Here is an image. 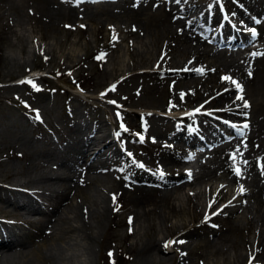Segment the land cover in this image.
Instances as JSON below:
<instances>
[{"label": "rangeland", "instance_id": "obj_1", "mask_svg": "<svg viewBox=\"0 0 264 264\" xmlns=\"http://www.w3.org/2000/svg\"><path fill=\"white\" fill-rule=\"evenodd\" d=\"M55 1L57 3L61 1L62 5L65 2L66 5L72 3L70 0ZM87 1L88 0H76L77 9L80 8L81 10L84 8ZM143 1L144 0H140V6L148 2V0H145V3L142 4L141 2ZM212 1L216 0H182V2H187L186 4L187 7H189V12L193 10V12H195L197 4L206 5ZM30 2L33 5H29L31 4ZM99 2L105 3L108 7L109 3L115 1L99 0ZM217 2L221 4L222 13L232 21L239 18L245 13L247 7L253 6L254 4L256 5L259 3L264 8V0H217ZM117 3L115 7L116 9L120 7L121 13L117 12L119 20H114V23H116L115 28H119L117 31H114V35L110 38L118 41V45L122 48L120 51H109L108 55L105 57L98 58L100 48L104 46L106 40L110 41V38L108 37L105 40L98 37L96 39L92 33V29L94 30L97 24L91 20L93 16V10L91 8L88 10L85 9L86 11L84 12V15L90 16L89 20L84 18L83 23L80 25H73L72 20L65 18V21H62L65 23L68 22L65 25H71V27H64L63 23L57 25L56 23L43 20L42 16L46 13L35 6V0H7V2L6 0H0V190L8 192L19 190L25 194H32L37 198L42 197L48 199L50 198L48 193L53 190L52 188L54 187V189H57V187H60L54 182L56 178H65L68 182L84 179L87 182L85 184L87 200H84V202L87 207L93 208L99 205L103 197L106 199L109 196V198L115 197L117 186L120 183V176L123 177L126 182H130V176L132 175L130 171H132V168H137V170H139L137 165L144 163L143 165L146 166L144 169L145 172H151V166H165L168 164L161 161L162 155L166 153L165 150L169 151L161 147L165 141L162 133L171 127L164 126L171 125L178 130L179 128H185L181 126L182 121L187 122V118H183V120H176V118L170 117H166V119L162 120L159 119V114L161 112L166 113V110L171 107L169 102H174L176 104L179 102L183 107H179L178 109L186 111L187 108L197 106L209 96L215 95L220 91L225 92L231 87H233L234 90L232 89L233 91L231 90V93L228 92V96L238 97L236 94V84L232 83V80L231 82L228 80L227 85L225 83L222 84L223 87L219 89L214 86L215 81H213V83L211 81L214 76L210 78L207 77L206 80V76L203 77V74H200L209 68L212 69L214 66L209 60L210 58L203 60L202 63L192 64L194 61L193 57L201 61V55L197 52L198 48H196L195 51L192 49V46H194L193 44L188 47L190 49H183V51L180 48H178L179 50L177 49L178 51H176V49H173V51L170 50L168 55V60L171 59L167 61V68L173 71L178 69L184 77L181 89H176L174 87L176 81L174 79L166 80L164 83V80L152 77V74L155 73L153 71L158 68L156 65H158L159 62L154 61V58L157 56L162 57L165 55V51H158L157 48H155L153 52L143 53L144 49H146V45L149 44L150 36L146 34V29L142 24L139 23L135 25V22L132 21L134 18L132 14L129 13L128 3L120 1H117ZM10 4L13 5L12 8ZM109 5L110 7L108 8L114 6L112 4ZM34 6L38 10L34 9ZM47 6L49 8L56 7L51 4ZM27 10H29V12ZM214 11L216 12V10ZM55 13H57V10H53L48 13V15L50 16V14H53L54 17L56 16ZM104 17L103 15L101 19L102 22L106 20ZM181 18L185 19V17ZM57 20L60 21L61 19ZM80 27H82L83 30L80 29ZM128 28L131 29L132 33H128ZM136 28H139L137 29L139 31H136ZM178 31L180 32L181 29H178ZM185 31V35H189L187 30ZM105 32L107 31H104V33ZM144 32L145 34H143ZM128 48H130L128 51L130 55L127 53ZM156 51L159 52L158 55ZM132 52H135V54L132 55ZM118 57V62L122 61L119 67L123 69L121 70L123 73L119 75L120 71L118 70L116 73L113 72V74L115 73V77H111L109 76V72L118 66V62H116ZM206 61L208 65L204 64ZM150 63H153V66L150 67ZM215 68L218 67L216 66ZM143 70H146L147 73H139ZM132 72H136V75L135 73L132 75ZM129 73L130 75H128ZM214 73H216V71H214ZM219 73L222 79L225 75L226 77H232L226 72L219 71ZM207 74L208 72L204 73V75ZM216 74H214L215 77ZM125 75L130 78L125 84L118 85L116 82L122 79V77L125 79ZM29 81H31V83H28ZM208 81H211V83L209 82V84ZM115 83L117 85H115ZM33 85H35V87H33ZM210 85L212 86L210 87ZM146 91H148L147 94ZM202 91L205 93H202ZM131 96L132 98H130ZM247 96L252 102H254L255 99L256 101L259 100L258 97L251 96V94ZM135 98L137 100H135ZM149 98H152V100ZM262 98L264 102V97ZM151 101L155 104H152ZM214 101L216 102L215 98ZM161 104H164V108L161 110L153 111V107H150V105ZM146 110H152L153 113L151 114L153 115ZM232 113H235V110H232ZM240 113L242 114L243 112ZM211 114H217V112L209 111L207 115L206 113L198 115L200 124L204 122L205 125L209 124L214 127V131L210 134V138L206 139L207 141L213 139L212 136L218 133L219 129L221 130L220 126H222L220 123L221 121L213 118ZM222 115L226 116L225 114ZM37 116H39V119H37ZM237 117L239 118L240 116L234 118L237 119ZM149 118H153L152 121H149ZM192 118L193 117H190V120H192ZM169 119L170 123L168 124L166 121ZM204 120H206V122ZM189 123L188 120V124ZM121 125H123V127ZM189 126H191V124ZM105 127L107 128L105 129ZM188 129L189 127L186 126L185 131H188ZM102 133L110 134L107 140L112 139L111 142L113 146H116V148L121 146L120 152L127 161H131V156L137 157V159L133 158L136 165H131L132 167H130L131 169L129 170L124 159L120 158V160L113 159L109 161L107 167L105 166L104 168L105 170H101L98 173L86 171L85 167L88 161L89 164H92L100 160L89 159V150H86L85 145L86 140L90 137L100 136ZM187 133H190V131ZM203 135L206 136L205 131ZM138 136L143 137V139H139ZM257 144H259V142H257ZM128 153L132 155L129 156ZM104 158H101L103 164L105 163ZM53 162H60L62 168L60 170H58V168H53ZM122 162L123 165L121 164ZM212 168L213 170H208V172L203 173L204 180H202L203 178L197 180L195 186L182 190L177 189L172 194V198L169 201L170 204L174 205L175 210L159 206L157 209L158 212L155 213L152 219L154 225L150 226L148 223L149 220L145 219L134 222L133 226L132 223L131 226L129 224H118L112 228L109 226L108 220H106L103 224L93 228V230L96 231V235H94V238L91 240L85 239L84 232L81 230H74L73 227L79 225V223H77L79 220L76 217L72 218L74 215L73 207H64L65 205L63 202L59 206L60 209H55V211L52 207L49 209L45 207V210L37 215H32L26 212V210L22 212L23 215H19L14 208L3 210L0 206V221L10 224V226H12L16 232H20V234L26 233L25 237L23 235L16 241L17 243L15 242L13 249H8L3 252V256L5 254L8 256L14 254V256L8 259L0 258V264H20L23 260H25V264H30V261L34 258V252H37L40 248L38 245L42 246V249L45 248L53 253L54 258H50V262L52 261V263L54 262L55 264H264V257H260L261 251H264V191L257 188V185L264 187L263 176L252 173L251 178L246 179L244 184V181L239 183L230 169H228L226 165L220 164L219 160H215ZM65 175L69 177V179L64 177ZM71 177L75 179H70ZM65 179H61L59 182H63ZM198 181L201 182L197 183ZM228 183L229 185H227ZM209 185H211L212 189L209 188ZM241 187H244L243 189L246 188L247 191L250 192L243 200H241V198H238L240 200H234L235 203L237 201L239 202L238 204L241 206L242 210L238 209L234 211L233 214L230 213L226 216L223 214V216L222 213L225 212L226 209L223 208L220 214L210 218L206 223H199V217L203 219L207 214L211 215L214 213V207L217 206L216 204L218 202L220 204V202L225 200L222 204L227 203L233 206L234 201L232 199L238 195V191ZM214 188H217L216 191ZM219 189H223L222 192L224 195L222 198L219 197L221 192L217 198L215 196ZM32 191H38V193L33 194ZM207 191H209V194ZM211 194L210 208L208 197ZM227 198L230 199L229 202L226 201ZM213 199L215 200L213 201ZM245 202L247 203L245 204ZM257 206L260 208L263 206L261 209L262 212L259 211L260 208ZM159 209L162 210L160 211ZM125 211V209H123V211H118L117 219H122L126 213ZM243 211L244 215L242 214ZM56 212H59L60 215L62 214V217H69L68 220H57ZM203 213L206 215L202 216ZM163 215L167 217L171 227L182 224L180 227L185 225L184 229L186 227L192 228L195 223V227L192 230L203 234L205 233L206 235L208 234L206 238L209 240L215 239L216 242L212 241V248L211 246L207 248L204 247L206 241H201V246L194 247L195 243H192L191 240H195L198 237H191V240L185 243L186 251H189L187 257L183 256L186 252L185 249H183V245L177 248L171 246L172 243L169 242L173 241L172 237L164 243V247L166 243H169L168 247H165V252L144 254L143 256H136L135 254L133 257L132 255L126 257L119 252L120 248L125 249L127 246L124 238H127L125 235L129 227L131 229L134 228L136 232L131 242L135 241V239L151 237L152 235H155L156 239L157 237H164L167 230L163 222L161 223L158 218V216L163 217ZM43 217L46 219H43ZM51 217L54 218L52 219ZM229 218H237V220L240 218V220H238L240 230L239 232L235 231L229 234L231 236L229 237L228 235L229 240L224 241L223 239L226 238L225 229L230 221ZM142 221L144 222L142 223ZM29 222L37 223L33 226ZM182 222L186 223L183 224ZM37 226L40 227V229H44L43 231H46V233H53L52 239H50L49 243H46L47 246L49 245L48 248L43 244L42 239L34 238L33 241H31V239L29 240L27 238L30 230L32 231ZM211 227H215V229L218 227V230L221 231L218 232L219 234L216 231L209 232L211 231L209 230ZM60 228H64V230ZM34 230L33 233H35ZM49 233L47 235H50ZM217 235H219V237H217ZM82 237H84V239ZM116 237H120V240L114 239ZM21 238L23 242L18 243ZM106 250L107 255H105ZM246 252V256H252L248 259L249 263L244 260L245 258L238 263L236 259L237 254H245ZM184 257L185 260L187 259L186 261L182 260ZM50 262L41 260L39 262L36 260L33 264H50Z\"/></svg>", "mask_w": 264, "mask_h": 264}, {"label": "bare ground", "instance_id": "obj_2", "mask_svg": "<svg viewBox=\"0 0 264 264\" xmlns=\"http://www.w3.org/2000/svg\"><path fill=\"white\" fill-rule=\"evenodd\" d=\"M2 1V0H1ZM4 1V0H3ZM10 1V0H9ZM14 1V0H12ZM60 1V0H59ZM72 3L70 5H66V2L62 5V2H56L55 0H35L36 2V7L39 8L41 11H45L46 14H44V16H42L43 20L47 21V22H53L56 23L57 25H61V23L64 24V27H71V25H65L68 22H63L62 20L65 21L66 19H70L72 20V24L73 25H80L81 23H83L84 18H86V20L90 19V16H86L84 15V12L88 9H92L93 10V16L91 17V20L94 21L95 24H97V27L93 30L92 29V33L94 34V36L96 37V39L98 37H100V39H107L108 37L110 38L111 36L114 35V31H117V29L119 27L115 28V25L113 24L115 21L119 20V16L117 14L121 13L120 11V7L118 9H116L115 5H117L118 3L115 1L113 3H109L112 4L114 6H112V8H108L110 7V5L108 4V7L105 5V3L99 2V0H88L87 3H85L84 8H82L80 10V6L78 7L79 9H77L76 6V2L75 0H70ZM107 1V0H106ZM118 2H126L128 3V8H129V13L132 14L135 22V25H138L139 23L142 24L144 26V28L146 29V34H148L150 36V41L149 44L146 45V49H144L143 53H150L151 51L153 52V50H155V48H157L158 51L160 50H164L165 51V55H161L162 57H156L154 58V61H159L158 65H156L158 68L155 69L153 72L155 73H151L152 77L154 78H160L162 80L165 81L167 80H176L174 83V87L180 88L182 87V82H183V75L182 73L178 70L175 69L173 70H169L167 68V61L168 60V55L170 50L173 51V49H176V51H178L180 48L182 51L183 49H190L188 48L190 45L187 43L188 38H187V34L185 35L183 32H178L175 30V24L179 23V21H181L180 19H174V21L172 20V18H169V15L174 14L176 11H178V8H176V6H171L170 4H166L161 0L157 1L158 4V8L156 6L151 7H146L145 5L140 6L139 8L134 7V3L132 2V0H117ZM184 1V0H183ZM7 2V0H6ZM86 2V1H84ZM224 2V1H223ZM241 2V1H240ZM31 3V2H30ZM142 3V2H141ZM144 3V1H143ZM142 3V4H143ZM187 3V2H185ZM183 5L182 9L180 10L181 13L184 14V17L189 18L190 15L195 14L193 11L189 12L187 7V4ZM204 3V2H203ZM226 3V2H225ZM3 4V2H2ZM29 4V3H28ZM56 6V7H52L49 8L47 5L50 6ZM236 4V3H235ZM11 8H12V4ZM29 5H33L32 3ZM82 5V4H80ZM1 6V5H0ZM8 6V5H7ZM34 6V9H37ZM248 6V5H247ZM4 7V6H3ZM15 7V6H14ZM13 7V8H14ZM83 7V6H82ZM125 7V6H123ZM127 7V6H126ZM231 7V6H230ZM233 7V6H232ZM154 8H157L155 10H153ZM226 8V7H225ZM28 9V8H27ZM86 9V10H85ZM125 9V8H124ZM196 13L201 14L202 16H204L205 18L206 13H205V7L204 5H198L196 8ZM230 9V8H229ZM233 9V8H232ZM38 10V9H37ZM53 10H57V13H55L56 16L53 17V14H50V16L48 15V13L52 12ZM192 10V8H191ZM231 10V9H230ZM29 12V10H27ZM31 11V10H30ZM60 11V12H59ZM236 11V9H235ZM32 12V11H31ZM35 12V10H34ZM59 12V13H58ZM40 14V13H38ZM29 15V14H28ZM105 16L104 18H106V20L104 22L101 21L102 16ZM211 17L210 20L215 21L219 15L214 12H211ZM230 15V14H229ZM121 16V14H120ZM196 16V15H195ZM232 16V15H231ZM238 16V15H237ZM61 19L60 21H58L57 19ZM183 17V18H184ZM229 17V16H228ZM42 20V21H43ZM115 20V21H114ZM199 23L198 25H195L196 28H198V26L200 25V21L197 20ZM120 23V22H119ZM132 23V22H131ZM70 24V23H69ZM196 24V23H195ZM131 25V24H130ZM134 25V23H133ZM134 25V26H135ZM141 26V25H140ZM136 27V26H135ZM131 28V27H129ZM127 29L128 33H132L131 29ZM186 28H189L188 26ZM228 28V27H227ZM80 29L83 30L82 27H80ZM87 29V28H86ZM139 28H136V31ZM262 29L264 30V25L262 27ZM85 30V29H84ZM90 30V29H89ZM87 31V30H86ZM104 31H107L104 33ZM211 33H214V35L217 34L216 29H211L209 30ZM208 31V33H210ZM186 32V31H185ZM138 33V32H137ZM134 34V33H133ZM145 34V32L143 33ZM142 34V35H143ZM189 34V33H188ZM137 35V34H136ZM135 35V37H136ZM139 35V34H138ZM140 36V35H139ZM194 36V35H193ZM42 37V36H41ZM141 37V36H140ZM46 38V37H45ZM120 38V37H118ZM143 39V38H142ZM141 39V40H142ZM104 40V41H105ZM113 40V41H112ZM106 43L102 44L103 47L100 48V52L98 53V57L99 58H103L106 55H108L109 51H120L121 50V46L118 45V41H116L115 39H111L110 41H105ZM142 42V41H141ZM197 42L200 43V45H203V42L199 39H197ZM144 44V43H143ZM147 44V43H146ZM130 46V45H129ZM131 47V46H130ZM130 48L127 49V53L129 51ZM132 49V48H131ZM178 49V50H177ZM193 49V47H192ZM180 50V51H181ZM199 50H201V48L198 49L197 52H199ZM195 51V50H194ZM202 51V50H201ZM201 51L199 53H201ZM136 52V51H135ZM135 52H132L131 54L134 55ZM142 52V51H141ZM155 52V51H154ZM157 52V51H156ZM204 53L200 54V58L201 61H198V59L196 57H193L194 61L192 64H199L202 63L203 60L202 59L205 57V55L207 54V52L202 51ZM114 53V52H113ZM129 54V53H128ZM141 54V53H140ZM159 54V52H157V55ZM173 54V53H172ZM130 55V54H129ZM148 55V54H147ZM156 55V54H155ZM178 55V54H177ZM180 55V54H179ZM194 55V54H193ZM192 55V56H193ZM113 56V55H112ZM139 56V55H138ZM195 56V55H194ZM213 58V61L216 60V54H212L211 55ZM135 57V56H134ZM142 57V56H141ZM155 57V56H154ZM126 58V57H125ZM145 58V57H143ZM142 58V59H143ZM151 58V57H150ZM98 60V59H97ZM106 60V59H105ZM138 60V59H137ZM179 60V59H178ZM210 60V59H209ZM119 61V57L116 59V62ZM126 61V60H123ZM135 61V60H134ZM143 61V60H142ZM184 61V60H183ZM97 63V62H96ZM209 63V62H208ZM122 64V61L118 62V66L115 67L113 70H111V72H109V76L111 77H115V73L119 70V75L123 73V69H121L119 67V65ZM127 64V63H126ZM131 64V63H130ZM141 64V63H140ZM143 64V63H142ZM205 64V63H204ZM106 65V64H105ZM138 65V64H137ZM148 65V64H146ZM155 65V64H154ZM208 65V64H207ZM133 66V65H131ZM142 66V65H140ZM149 66H153V63H150ZM177 66V65H174ZM193 66V65H192ZM201 66V65H200ZM136 67V66H135ZM189 67V66H188ZM205 67V66H204ZM218 67V66H217ZM124 68V67H123ZM196 68V66H195ZM203 68V67H202ZM201 68V69H202ZM215 68V67H213ZM212 68V69H213ZM105 69V68H104ZM145 69V68H144ZM191 69V68H190ZM198 69V68H197ZM210 69V68H209ZM140 70V69H139ZM188 70V69H187ZM218 70V69H217ZM253 74L251 78L246 77L244 82L246 83L247 86V90L249 91V93L255 94L259 100L253 102L251 105V112H252V121L254 123V132L258 133V134H262L264 133V103L262 102V100L260 99L263 95H264V57L259 58L256 60L255 65L253 66ZM196 71V70H195ZM107 72V71H105ZM113 72H115L113 74ZM144 72L147 73L146 70L140 71L139 73ZM194 72V71H193ZM219 72V70H218ZM222 72V71H221ZM102 73V72H101ZM133 73L136 72H132ZM189 73V72H188ZM150 74V73H149ZM216 74V73H214ZM117 75V74H116ZM118 75V76H119ZM130 75V73L128 74ZM187 75V74H186ZM124 76V75H123ZM188 76V75H187ZM214 75L212 73H209L207 75V77H213ZM244 76V74L242 75ZM126 77V75H125ZM191 77V76H190ZM200 77V76H199ZM202 77V76H201ZM205 77V79L207 78ZM121 78V77H120ZM130 77H126L125 79L122 77V79H119L118 85H123L127 82V80ZM145 78V77H144ZM150 78V77H149ZM156 78V79H157ZM185 78H189V77H185ZM115 79V78H114ZM139 79V78H138ZM202 79V78H201ZM204 79V78H203ZM196 80V79H195ZM194 80V81H195ZM207 80V79H206ZM145 81V80H144ZM150 81V80H149ZM158 81V80H157ZM160 81V80H159ZM188 81V79H187ZM202 81V80H200ZM161 82V81H160ZM211 83V81H208V83ZM223 81L220 80H215L214 82V86L217 85V83H219V86L222 84ZM108 83V82H107ZM115 83V85H117ZM152 83V82H151ZM150 83V84H151ZM167 83V82H166ZM209 83V84H210ZM213 83V82H212ZM128 84V83H127ZM149 84V82H148ZM187 84V83H186ZM191 84V83H190ZM194 84V83H193ZM203 84V83H202ZM114 85V86H115ZM130 85V84H129ZM156 85V84H154ZM126 86V85H125ZM143 86V84H142ZM147 86V84H146ZM157 86V85H156ZM161 86V85H160ZM203 86V85H202ZM201 86V87H202ZM212 85H210L211 87ZM135 87V86H132ZM154 87V86H153ZM164 87V86H162ZM186 87V86H185ZM188 87V86H187ZM208 87V86H207ZM131 88V87H130ZM148 89V88H147ZM161 89V88H160ZM159 89V90H160ZM213 89V88H212ZM233 89V88H232ZM127 90V89H126ZM144 90V89H143ZM142 90V91H143ZM158 90V89H157ZM201 90V89H200ZM204 90V89H203ZM234 90V89H233ZM232 90V91H233ZM149 91V90H148ZM148 91H146V94L148 93ZM163 91V90H162ZM212 91V90H211ZM215 91V90H214ZM137 92V91H136ZM164 92V91H163ZM199 92V91H198ZM113 93V92H111ZM110 93V94H111ZM115 93V92H114ZM196 93V92H195ZM202 93H205L202 91ZM219 93V92H218ZM231 93V92H230ZM166 94V93H165ZM206 94H210V93H206ZM108 95V94H107ZM112 95V94H111ZM132 95V94H131ZM164 95V93H163ZM181 95V94H180ZM173 96V95H171ZM252 96V95H251ZM119 97V95H118ZM148 97V96H147ZM175 97V96H174ZM173 97V98H174ZM196 97V96H195ZM256 97V98H257ZM116 98V97H115ZM132 98V96L130 97ZM154 98V96H153ZM146 99V98H145ZM144 99V100H145ZM152 100V98H149ZM169 99V98H168ZM188 99V98H187ZM232 99L231 97L228 96L227 93H223L220 94L218 96V100L220 101H227L229 102V100ZM263 99V98H262ZM135 100H137L135 98ZM139 100V99H138ZM170 100V99H169ZM146 101V100H145ZM150 101V100H148ZM252 101V100H251ZM119 102V101H118ZM122 102V101H121ZM138 102V101H137ZM189 102V101H188ZM140 103V102H139ZM146 103V102H145ZM152 104H155L154 102L151 101ZM165 103V102H164ZM183 103V101H182ZM142 104V103H141ZM129 105V104H128ZM131 105V104H130ZM146 105V104H145ZM193 105V104H192ZM195 105V104H194ZM173 106V105H172ZM178 106V105H177ZM150 107H153V111L155 110H161L162 108H164V104L161 105H150ZM157 107V108H156ZM176 107V106H175ZM143 110V109H142ZM147 111V110H146ZM153 111H147L148 113H153ZM176 111V110H175ZM174 111V112H175ZM146 112V114H147ZM158 112V111H157ZM209 112V111H208ZM175 113H180V111H176ZM153 115V114H151ZM177 115V114H174ZM207 115V113H206ZM210 115V114H209ZM139 117V116H138ZM154 117V116H153ZM165 114L160 113L159 114V119H166ZM179 117V116H176ZM192 117V116H191ZM197 117V116H196ZM148 118V117H147ZM172 118V117H170ZM153 119V118H152ZM152 119L149 118V121H152ZM155 119V118H154ZM212 119V118H211ZM177 120V119H176ZM201 120V118H200ZM217 120V119H216ZM155 121V120H154ZM206 122V120H204ZM168 124L170 123V119L166 121ZM165 122V124H166ZM82 123V122H81ZM160 123V122H159ZM204 123V122H203ZM91 124V123H90ZM164 124V123H163ZM214 124V123H213ZM101 125V124H100ZM174 125V124H173ZM164 126V125H163ZM164 127H171L170 129H168L167 131L163 132V138H165V141L163 143V148L168 149L169 151L165 150L166 153H164V155H162L161 161H164L165 163H168L167 165L163 166H151L152 171L151 172H145V168L146 166L144 165V167L141 169V167H139V165H137V167L139 168V170H137V168H132V175L130 176V182H126L125 179L123 177L120 176V183L117 186V191H116V196H115V200L113 198H109L107 197V199L105 197H103L100 200L99 205L93 207V208H89L87 207V205L85 204L84 200L86 199V194H87V190L85 189V184L87 183L84 179H77L76 181H72V182H68L65 178L59 177L56 178V180L54 182H56L57 189H54V187L52 188L53 190H51L48 194L50 196V198L46 199V198H37L36 196L32 195V194H25L22 191H3L0 190V206L1 208L4 210L9 209V208H14L15 210H17V212L19 213V215H23L22 212L24 210H26V212L31 213L32 215H37L40 212H43L45 210V207H48L52 209H58L60 204L63 202L64 203V207H68V206H72L74 209V215L72 218H77L79 220V225H77L76 227H73L74 230L78 229L81 230L82 232H84V237L85 239H93L94 235H96V231L93 230L94 227L99 226L101 224H103V222H105L106 220H108V224L109 226H111L112 228H114L116 225L118 224H129L131 226H133L134 222H137L139 220H145L148 219L149 220V225L152 226L154 225L153 222V217L155 215L156 212H158V207L162 206V207H167L170 210H175L174 205L170 204V199L172 198V194L177 190V189H186L188 187L191 188V186H195V179H189L188 177H186L185 175L180 173V167H181V163H184L186 161V156H184L183 154L178 155L176 153H181V150L184 149L186 147V143H196L197 142V138L188 136L183 129H178L176 130L174 128V126L172 127L171 125H167ZM221 127V126H220ZM89 128V127H88ZM107 127H105L106 129ZM204 128L209 131H211V126H204ZM101 129V128H100ZM219 129V128H218ZM103 130V129H102ZM101 130V131H102ZM84 131V130H83ZM82 131V132H83ZM88 131V130H87ZM92 131V130H91ZM97 131V130H96ZM95 131V132H96ZM104 131V130H103ZM106 131V130H105ZM119 131V130H117ZM189 131V130H188ZM89 132V131H88ZM107 132V131H106ZM124 132V131H123ZM121 133V131H120ZM86 135V134H85ZM114 135V134H113ZM161 135V134H160ZM108 136H110V134L108 133H102L100 136L97 137H90L88 140H86V150H89L88 155H90L89 159H95V160H99L96 163H90L89 161L86 163V171L88 172H94V173H98L101 170H105V166L107 167V163L111 160H120V158L124 159V161L126 162L127 166L129 167V170L131 169L130 167H132L131 165L135 164V160H133L134 156H131L130 159L131 161H127L126 158L121 154L120 152V147L116 148V146L112 145V139L107 140ZM213 137V136H212ZM87 138V137H86ZM122 138V137H121ZM214 138V137H213ZM114 139V138H113ZM116 139V138H115ZM120 139V138H119ZM128 140V139H126ZM150 140V139H149ZM207 141V140H206ZM138 142V141H137ZM148 142V141H147ZM161 142V141H160ZM125 143V142H124ZM131 143V142H130ZM136 143V142H135ZM134 143V144H135ZM162 144V142H161ZM261 144L262 146H264V138L262 137L261 140ZM127 145V144H126ZM145 145V144H144ZM126 147V146H125ZM152 147V146H151ZM156 148V147H155ZM17 150V149H16ZM150 150V149H149ZM155 150V149H154ZM124 151V150H122ZM136 151V150H135ZM163 151V150H162ZM18 152V151H17ZM21 152V151H20ZM19 152V153H20ZM158 152V151H157ZM171 152V153H170ZM12 153V152H11ZM137 153V151H136ZM86 154V153H85ZM154 154V153H153ZM11 155V154H10ZM80 156V155H79ZM85 156V155H84ZM136 156V155H135ZM105 157V158H104ZM101 158H104L105 163L103 164V161H101ZM140 159V158H139ZM142 159V158H141ZM155 159V158H154ZM83 160V159H82ZM145 160V159H143ZM124 162V163H125ZM147 162V161H146ZM152 162V161H151ZM159 162V160H158ZM138 163V162H137ZM123 165V162L121 163ZM144 164V163H143ZM154 164V163H153ZM134 166V165H133ZM125 168V167H124ZM112 169V168H111ZM141 169V170H140ZM110 171V170H109ZM147 171V170H146ZM163 171L164 175L163 177H161L159 175V172ZM227 172V171H226ZM101 173V172H100ZM129 173V172H128ZM110 174V173H108ZM122 174V173H119ZM229 174V173H228ZM252 174V173H251ZM84 175V174H83ZM97 175V174H96ZM130 175V174H129ZM55 176V175H54ZM82 176V175H81ZM101 176V175H100ZM261 176V175H260ZM6 177V176H5ZM66 178L69 179V177H67L66 175L64 176ZM94 177V176H93ZM255 177V175H254ZM34 178V177H33ZM54 178V177H53ZM103 178V177H102ZM251 178V177H250ZM257 178V177H256ZM37 179V178H36ZM35 179V180H36ZM49 179V178H46ZM55 179V178H54ZM63 180L65 179V181L63 182H59V180ZM70 179H75V178H70ZM87 179V178H86ZM92 179V178H91ZM94 179V178H93ZM230 179V178H229ZM236 179V177H235ZM102 180V179H101ZM232 180V179H231ZM252 180V179H251ZM29 181V179H28ZM27 181V182H28ZM32 181V179H31ZM97 181V179H96ZM239 181V180H238ZM249 181V180H248ZM253 181V180H252ZM255 181V180H254ZM258 181V179H257ZM37 182V181H36ZM199 182V181H198ZM235 182V181H234ZM246 182V181H245ZM29 183V182H28ZM91 183V182H89ZM93 183V182H92ZM251 183V182H250ZM249 183V184H250ZM27 184V183H26ZM36 184V183H34ZM41 184V183H40ZM33 185V184H32ZM38 185V184H37ZM229 185V183L227 184ZM247 185V184H246ZM244 185V186H246ZM252 185V184H251ZM45 186V185H44ZM51 186V185H50ZM49 186V187H50ZM89 186V185H88ZM46 187V186H45ZM244 188V187H243ZM254 188V187H253ZM210 189H212V187H210ZM215 191L217 188H214ZM213 189V190H214ZM255 189V188H254ZM40 190V189H39ZM44 190V189H43ZM48 190V189H47ZM190 190V189H189ZM220 191L216 192L215 196L217 197L220 192L221 195L219 197H222L224 195V193L222 192L221 189H219ZM247 190V189H246ZM33 194H37L38 191H32ZM40 192V191H39ZM44 192V191H42ZM41 192V193H42ZM226 192V191H225ZM237 192V191H236ZM248 192V191H247ZM177 193V192H176ZM207 193L209 194V191H207ZM214 193V192H212ZM235 193V192H234ZM250 194V192H248ZM247 193V194H248ZM39 195V194H38ZM258 195V194H257ZM93 196V195H92ZM211 195H209L208 197V202H210L211 199ZM255 196V194H254ZM46 197V196H45ZM100 197V196H99ZM98 197V198H99ZM225 197V196H224ZM234 197V196H233ZM88 198V197H87ZM249 198V197H248ZM90 199V198H89ZM88 199V200H89ZM216 199V198H215ZM214 199V200H215ZM232 199V198H231ZM247 199V198H246ZM257 199V198H256ZM255 199V200H256ZM93 200V198H92ZM213 200V201H214ZM240 200V199H238ZM250 200V199H249ZM252 200V199H251ZM225 201V200H224ZM223 201V202H224ZM227 201V200H226ZM234 201V200H233ZM76 202V203H74ZM216 202V201H215ZM241 202V201H240ZM244 202V201H243ZM242 202V203H243ZM253 202V200H252ZM256 202V201H255ZM219 203V202H218ZM217 203V204H218ZM222 203V202H221ZM239 202L237 201L235 203H233V206L230 204H226V206H224L223 208L225 209V212L222 213V215L224 214L225 216L227 214L230 213H234V211L241 209V206L238 204ZM247 202H245L246 204ZM216 204V205H217ZM244 204V203H243ZM94 205V204H93ZM96 205V204H95ZM211 205V204H210ZM214 205V204H213ZM242 205V204H241ZM161 207V208H162ZM259 207V206H257ZM211 208V206H210ZM260 208V207H259ZM263 208V206L260 208L259 211H261V209ZM51 209V210H52ZM60 209V208H59ZM62 209V208H61ZM122 209V210H121ZM123 209H125L126 213L124 214L122 219H117V212L118 211H123ZM244 209V208H243ZM47 210V208H46ZM160 210V209H159ZM162 210V209H161ZM160 210V211H161ZM177 210V208H176ZM211 210V209H210ZM242 210V209H241ZM264 210V208H263ZM1 211V210H0ZM56 211V210H55ZM245 211V210H244ZM244 211H243V215H244ZM4 212V211H3ZM9 212V211H8ZM13 212V211H12ZM15 212V211H14ZM51 212V211H50ZM49 212V214H50ZM62 212V211H61ZM72 212V211H71ZM176 212V211H175ZM241 212V211H240ZM262 212V211H261ZM11 213V212H10ZM57 213V217L56 219H63L64 221H67L69 217H62L59 212ZM55 213V214H56ZM122 213V212H121ZM221 212H219L220 214ZM123 214V213H122ZM158 214V213H157ZM120 215V214H119ZM206 215L205 213L202 214ZM223 215V216H224ZM236 215V214H235ZM234 215V216H235ZM230 216V215H228ZM47 217V216H46ZM121 217V216H120ZM199 217V216H198ZM214 216H208L205 218H201L199 217V223H206L207 221L210 220V218H213ZM236 217V216H235ZM240 217V216H239ZM41 218V217H40ZM52 218V217H51ZM54 218V217H53ZM52 218V219H53ZM158 218L160 219L159 221L165 226L166 228V234L164 237L162 238H158L156 239V236L152 235L151 237H146V238H138L135 239V241L131 242V239H134V235L136 234L134 228L131 229L130 227L127 228L126 230V237L125 242L127 244V246L124 248H120L119 252L126 256L129 257V255H132V257L136 254L137 255H144V254H151V253H159V252H165V247H164V243L170 238L172 237L173 241H184V243H172L171 246L173 248H177L178 246L183 245V249H185L186 251V247H185V243L188 240H191V237H198L195 240H191L192 243L194 242V247L196 246H201V241H206L204 243V247H209L211 246L212 248V243L216 242V240H209L207 239V235L204 233H200L198 231L192 230L195 227V223L193 224L192 228H188L186 227L184 229L183 225L182 227L179 226H170L168 219L166 216L163 215V217L158 216ZM201 218V219H200ZM216 218V217H215ZM228 218V217H227ZM43 219H46L43 217ZM51 219V220H52ZM218 219V218H217ZM225 219V218H224ZM26 220V219H25ZM213 220V219H212ZM216 220V219H215ZM214 220V221H215ZM230 220V221H229ZM229 222L227 225V228L225 229V235L226 238H224L223 240L227 241L229 240L228 238L231 237L229 234L236 232H239L240 230V224L238 222V220H240V218L237 220V218H229ZM50 221V220H48ZM194 221V220H193ZM225 221V220H224ZM61 222V221H60ZM71 222V221H70ZM144 221H142L143 223ZM196 222V221H195ZM31 223L33 226L37 223V222H29ZM39 223V222H38ZM62 223V222H61ZM183 224L186 222H182ZM192 223V222H191ZM198 223V222H197ZM210 223V222H208ZM141 224V222H140ZM160 224V223H159ZM40 225V224H39ZM38 225V226H39ZM57 225V224H56ZM128 225V226H129ZM138 225V224H137ZM201 225V224H200ZM35 227L33 230L35 233H33V230H30V233L28 234V239L31 241H33L34 238L36 239H42L43 240V244L46 245V243H49L50 239H52L53 233H48L50 235H47L48 233H46V231H43L44 229H40V227ZM64 226V225H63ZM62 226V227H63ZM68 226V225H67ZM108 226V227H109ZM160 226V225H159ZM188 226V225H187ZM208 226V225H207ZM215 226V225H214ZM157 227V226H156ZM180 227V228H179ZM205 227V226H204ZM209 227V226H208ZM219 227V226H218ZM218 227L215 229V227H211L209 228V232H220L221 230H218ZM20 228V227H19ZM149 228V227H148ZM61 229V228H60ZM141 229V228H140ZM153 229V228H152ZM61 230H64V228H62ZM157 230V229H156ZM69 231V230H68ZM138 231V230H137ZM204 231V230H203ZM115 232V229H114ZM149 232V231H148ZM98 233V232H97ZM113 233V232H112ZM140 233V232H139ZM147 233V232H146ZM208 233V232H207ZM25 232L23 234H20V232H16L12 226H10V224L5 223V222H1L0 221V249L1 248H5V249H13L15 242L24 235L25 237ZM203 234V235H200ZM219 234V233H218ZM109 235V234H108ZM229 235V237H228ZM210 236V235H209ZM84 237H82L84 239ZM108 237V236H107ZM217 237H219V235H217ZM23 238V237H22ZM21 240L18 242H23ZM54 238V237H53ZM98 238V237H96ZM95 238V239H96ZM129 238V239H128ZM137 238V236H136ZM116 240H120V237H116L114 238ZM56 240V239H55ZM222 240V239H221ZM232 240V239H231ZM108 241V240H107ZM106 241V242H107ZM213 241V242H212ZM234 241V240H232ZM40 242V241H39ZM113 242V241H112ZM171 242V241H170ZM17 243V242H16ZM88 243V241H87ZM92 243V242H91ZM110 243V242H109ZM191 243V244H192ZM233 243V242H232ZM264 243V242H263ZM230 244V243H229ZM169 245V243H168ZM193 245V244H192ZM247 245V244H246ZM49 246V245H48ZM48 246L46 245V248H48ZM91 246V245H90ZM249 246V245H248ZM39 250L37 252H34V258L30 261V264H33L36 260L40 262L41 261H48L50 262V258H52L54 255L50 250L47 249H42V246L38 245ZM190 247V246H189ZM90 248V247H88ZM248 248V247H247ZM261 248V246H260ZM52 249V248H50ZM94 249V248H93ZM198 249V248H197ZM196 250V249H195ZM203 250V249H202ZM221 250V249H220ZM36 251V250H35ZM218 251V249H217ZM261 251V250H259ZM189 251H186L183 256L187 257ZM225 252V251H224ZM57 253V252H56ZM204 253V252H203ZM32 254V253H30ZM55 254V253H54ZM195 254V253H194ZM208 254V253H207ZM105 255H107V250L105 251ZM165 255V254H164ZM205 255V254H204ZM245 255V256H244ZM247 252L245 254H237L236 259L237 262L239 263L243 258H245L244 260L246 262H248V259L252 256H246ZM251 255V254H250ZM14 256L13 255H9L6 258H10ZM139 256V257H140ZM148 256V255H147ZM185 257L182 258V260H185ZM260 257H264V251H261ZM14 258V257H13ZM18 258V257H16ZM20 258V257H19ZM54 258V257H53ZM105 259V257H104ZM264 259V258H263ZM35 260V261H34ZM106 260V259H105ZM128 260V258H127ZM134 260V259H133ZM13 261V260H12ZM130 261V260H129ZM182 261V262H184ZM27 262V261H26ZM245 262V263H246ZM29 263V262H27ZM131 263V261H130ZM135 263V262H134ZM249 263V262H248ZM20 264H25V260H23ZM41 264V263H40ZM50 264H55L54 262L52 263V261L50 262ZM133 264V263H132Z\"/></svg>", "mask_w": 264, "mask_h": 264}, {"label": "snow or ice", "instance_id": "obj_3", "mask_svg": "<svg viewBox=\"0 0 264 264\" xmlns=\"http://www.w3.org/2000/svg\"><path fill=\"white\" fill-rule=\"evenodd\" d=\"M82 27H83V26H82ZM249 31L251 32V34H252L253 36L256 35V29H249ZM98 58H99V57H98ZM223 79H225V80H231L230 77H224ZM22 83H23V82H22ZM28 83H31V81H29ZM232 83L236 84L237 89L240 90V91H242L241 85H240L238 82H236V81H232ZM33 87H35V85H33ZM237 99H239V100H244V97H243V96H238ZM243 106H244L245 108H248L250 105H249L248 102L245 100ZM197 111H198V110H197ZM37 119H39V116H37ZM121 126L123 127V125H121ZM244 127L247 128L248 125L245 124ZM141 139H143V137H141ZM128 155L131 156L132 154H131V153H128ZM139 167L143 168L144 165H143V164H140ZM186 174H187L188 178L191 179V173L188 172V173H186ZM240 174H241V173H240V170L237 169V170H236V175L239 176ZM262 174H264V166H262ZM159 175H160L161 177H163L164 172H163V171H160V172H159ZM244 191H245V190L243 189V187H241V189H240L241 194H243ZM113 199L115 200V197H113ZM216 214H219V213H216ZM177 242H178V243H184V241H172V242H169V243H177ZM165 247H168V244H167V243L165 244ZM110 255H111V253H110Z\"/></svg>", "mask_w": 264, "mask_h": 264}]
</instances>
